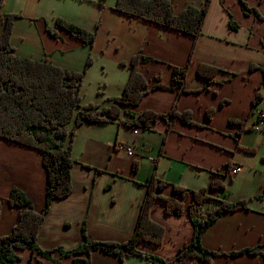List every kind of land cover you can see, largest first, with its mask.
<instances>
[{
  "label": "crops",
  "instance_id": "crops-1",
  "mask_svg": "<svg viewBox=\"0 0 264 264\" xmlns=\"http://www.w3.org/2000/svg\"><path fill=\"white\" fill-rule=\"evenodd\" d=\"M98 1L3 0L0 32L6 15L18 14L11 39L16 54L64 69L87 70L85 81L94 85V92L88 90L89 96H82L81 104L93 102L101 107L110 106L109 99L120 96L126 86L130 69L122 62L128 63L141 52L151 58L139 65L150 86L155 76L170 84L173 67L185 65L192 53L186 78L189 93L178 96L171 89L150 90L140 105L126 111L166 113L177 100L178 110L191 111L201 127L175 121L167 131L161 120L151 130L134 133V127L118 119L83 123L72 141L73 191L51 202L38 245L43 250L75 249L83 241V226L92 240L127 242L136 228L152 175L188 190L208 187L217 179L225 182L226 188L209 190L213 198L247 200L248 209L225 212L204 230L202 248L215 256L209 262L195 259L192 264H264V131L260 129V115H264V18L246 14L240 0H210L202 34L194 45L188 34L120 13L114 9L116 0H107L104 6ZM170 1L176 14L188 5L201 7L205 2ZM246 2L264 16V0ZM59 16L96 31L93 45L83 44L63 29H59V37H52L47 26L55 25ZM90 56L92 64L86 69ZM200 63L220 69L214 81L199 77ZM257 92L262 100L253 105ZM209 108H214L210 121L205 118ZM238 121L246 122L249 129L237 141ZM119 144L133 147L134 153L129 155ZM151 157L157 159V165ZM42 163L38 150L0 139V198L4 199L0 237L19 221L20 210L5 200L13 186L27 192L35 211L45 208L47 173ZM229 163L241 168L232 174L233 179L226 172ZM166 194L170 195V190ZM217 206V201L208 200L203 212ZM187 214L168 216L164 204L158 202L151 217L166 227L164 243L141 244L140 248L167 263L174 260L193 240L195 228ZM249 249L257 251L250 253ZM18 253L20 259L8 264H73L72 257L57 253L50 259L28 249ZM89 258L91 264H150L134 255L121 261L101 249Z\"/></svg>",
  "mask_w": 264,
  "mask_h": 264
},
{
  "label": "trees",
  "instance_id": "trees-1",
  "mask_svg": "<svg viewBox=\"0 0 264 264\" xmlns=\"http://www.w3.org/2000/svg\"><path fill=\"white\" fill-rule=\"evenodd\" d=\"M106 1L99 0L98 4L104 6ZM209 3L210 0H205L201 7L188 5L178 14L174 12L170 0H116L114 9L129 17H136L170 28L178 33L188 34L193 38L195 45L202 34ZM240 3L246 14H255L257 18H264L256 8H251L246 0H240ZM2 4L3 0H0V5ZM18 16V14H7L4 29L0 32V139L27 146L42 153V164L47 173L46 203L42 211H35L27 192L20 187H12L5 200L11 207L20 210L19 221L8 234L0 237V264L19 260L18 251L22 249H28L33 254L38 253L48 259L56 253L60 254V257L69 256L72 257L73 264H91L89 257L94 250L98 249L118 256L121 261L133 255L143 258L150 264L157 262L160 264H192L195 259L211 261L215 253L202 248V232L214 224L225 212L241 208L248 209L247 200L229 202L213 198L209 190L216 191L226 188V183L217 179H213L208 187L188 190L182 186L170 184L157 177L156 174L152 175L146 184L147 193L141 204L136 228L127 242L92 240L83 226V241L75 249L64 250L57 247L53 250H43L38 245L39 231L51 202L65 198L73 191L72 167L75 159L72 155V141L76 129L83 123H104L118 119L120 123L129 127L151 130L158 121L164 120L167 124V131L171 130L175 121H181L188 126L201 127V124L196 123L191 111H179L177 100L166 113L145 110L136 114L126 111L127 107L140 105L150 90L171 89L178 96L189 93L186 78L192 53L185 65L173 67L170 84L161 83L160 76H155V82L150 86V81L142 75L139 65L151 58L140 52L128 63L122 62L123 65L129 67L130 74L122 94L109 99L112 103L110 106L101 107L93 102L80 105L81 87L87 70L79 72L64 69L46 60L35 61L19 57L11 43L13 26ZM59 29L65 30L86 45L91 46L96 41V31L84 29L81 25L62 16L56 18L55 25L47 26V31L52 37H59ZM91 57L87 59L86 69L92 64ZM254 67V65L251 66L252 69ZM219 72L218 67L203 63H200L197 68L199 77L208 82L214 81V77ZM261 100L262 95L257 92L253 98V105ZM205 114V118L210 121L214 108H209ZM123 115L125 118H122ZM72 122L73 125L70 127ZM236 123L239 125L236 135L238 141L242 133L248 131L249 128L245 126L246 122ZM67 139L69 141L66 143ZM243 149L249 151V149ZM234 167L230 163L227 165L226 172L230 173L231 179H233L231 170ZM97 171L100 172V170ZM168 190L171 194L167 196L166 191ZM212 199L218 202V206L204 213V204ZM158 202L164 204V211L168 216L188 213L195 228L192 242L186 245L169 263L165 258L152 255L140 248L141 244L159 246L164 243L166 227L151 217ZM3 203L4 199L0 198V219ZM256 251V249L247 250L250 253ZM84 253L88 257H80ZM53 259L59 262L57 258Z\"/></svg>",
  "mask_w": 264,
  "mask_h": 264
},
{
  "label": "built area",
  "instance_id": "built-area-1",
  "mask_svg": "<svg viewBox=\"0 0 264 264\" xmlns=\"http://www.w3.org/2000/svg\"><path fill=\"white\" fill-rule=\"evenodd\" d=\"M260 119H261V124H260V129H262L264 131V115H260ZM139 132V128L138 127H134V133H138ZM119 147L122 148L123 150H125L129 155H132L134 153V149L133 147H126L123 144H119ZM151 161L153 162L154 165H157V159L151 157L150 158ZM241 168L239 167H234L233 170H231V174H235L236 172H238Z\"/></svg>",
  "mask_w": 264,
  "mask_h": 264
},
{
  "label": "rangeland",
  "instance_id": "rangeland-1",
  "mask_svg": "<svg viewBox=\"0 0 264 264\" xmlns=\"http://www.w3.org/2000/svg\"><path fill=\"white\" fill-rule=\"evenodd\" d=\"M121 13V12H120ZM122 14H124V13H122ZM125 15H127V14H125ZM92 87V88H91ZM94 85H92L91 83H89L88 81H85V77H84V82H83V86L81 87V98H82V96L84 97V96H89V94L87 93V91L88 90H92L91 92H94ZM85 91H86V93H85ZM97 96H100L99 94H94V97L96 98ZM85 97V98H86ZM81 103H82V99H81ZM80 103V105H83V104H81ZM73 125V122L71 123V125H70V127ZM79 128V127H78ZM77 128V129H78ZM69 138V137H68ZM68 141H69V139H67ZM67 140H66V143H67ZM228 181H229V179H228ZM230 182V181H229ZM208 204H212L211 202H209Z\"/></svg>",
  "mask_w": 264,
  "mask_h": 264
}]
</instances>
